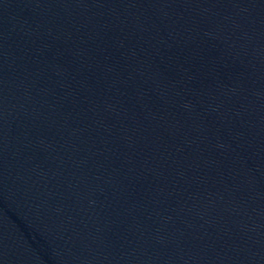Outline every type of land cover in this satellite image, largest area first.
<instances>
[{
  "label": "water",
  "instance_id": "water-1",
  "mask_svg": "<svg viewBox=\"0 0 264 264\" xmlns=\"http://www.w3.org/2000/svg\"><path fill=\"white\" fill-rule=\"evenodd\" d=\"M0 264H264V0H0Z\"/></svg>",
  "mask_w": 264,
  "mask_h": 264
}]
</instances>
